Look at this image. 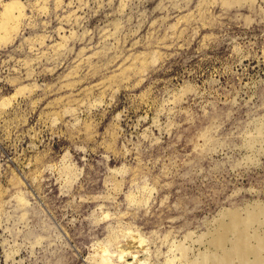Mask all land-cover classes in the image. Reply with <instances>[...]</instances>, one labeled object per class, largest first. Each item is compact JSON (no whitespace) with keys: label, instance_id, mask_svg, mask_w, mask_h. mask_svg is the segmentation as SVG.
<instances>
[{"label":"rangeland","instance_id":"obj_1","mask_svg":"<svg viewBox=\"0 0 264 264\" xmlns=\"http://www.w3.org/2000/svg\"><path fill=\"white\" fill-rule=\"evenodd\" d=\"M21 1L0 44V264H95L113 229L146 238L125 263L181 264L220 210L264 203V0Z\"/></svg>","mask_w":264,"mask_h":264},{"label":"bare ground","instance_id":"obj_2","mask_svg":"<svg viewBox=\"0 0 264 264\" xmlns=\"http://www.w3.org/2000/svg\"><path fill=\"white\" fill-rule=\"evenodd\" d=\"M224 1L227 4L229 3V0ZM24 7V3L21 0H0V44L10 37L12 30H17L19 18L24 15ZM5 101L8 102L9 100L6 99ZM136 196L138 197V195ZM258 202L252 205L246 203L248 206L245 204L242 210H240L241 208L225 207V209L223 207L224 209L220 210L219 213L217 212L218 216L211 221L214 224L213 227L209 228L207 232L201 233L199 236L200 243L206 244V251H200L192 258L188 256L187 251L183 248L184 246H180L181 243L178 242V245L173 243L178 249L181 264H264V203ZM107 215L108 213L105 212L102 217H106ZM113 230L108 235L106 234L108 236L106 240L96 242V252L94 253L97 258L94 256L95 254H92L94 256L93 263L127 264L124 261V257L131 252V248L139 249L138 247H145L146 238L141 233L130 232L126 234L122 232L118 235ZM119 236H122V244L116 241ZM36 240L39 243L41 238H37ZM113 244L114 248L110 251V245ZM173 248L171 247V249ZM109 252H115V256L112 257L108 254ZM172 257L174 258V256ZM177 257L175 256L174 260H171L170 257L167 258L166 264H174L173 261L178 259ZM133 264L149 263L148 260L138 261L134 259Z\"/></svg>","mask_w":264,"mask_h":264},{"label":"water","instance_id":"obj_3","mask_svg":"<svg viewBox=\"0 0 264 264\" xmlns=\"http://www.w3.org/2000/svg\"><path fill=\"white\" fill-rule=\"evenodd\" d=\"M107 48H108V46H106V45L102 46V50H106Z\"/></svg>","mask_w":264,"mask_h":264}]
</instances>
